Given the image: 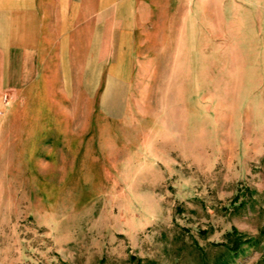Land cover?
Wrapping results in <instances>:
<instances>
[{
  "label": "rangeland",
  "instance_id": "rangeland-1",
  "mask_svg": "<svg viewBox=\"0 0 264 264\" xmlns=\"http://www.w3.org/2000/svg\"><path fill=\"white\" fill-rule=\"evenodd\" d=\"M228 35L180 90L146 81L108 111L88 79L86 112L41 102L45 158L0 170V264H264V22Z\"/></svg>",
  "mask_w": 264,
  "mask_h": 264
},
{
  "label": "crops",
  "instance_id": "crops-1",
  "mask_svg": "<svg viewBox=\"0 0 264 264\" xmlns=\"http://www.w3.org/2000/svg\"><path fill=\"white\" fill-rule=\"evenodd\" d=\"M263 22L264 0H0L3 177L16 176V168L24 173V159L38 160L48 147L41 146L48 136L38 140L39 125L50 126L39 121L43 100L49 111L61 101L59 111L69 115L70 98L79 97L78 110L86 112L94 94L88 79L101 84L98 103L108 111L114 110L108 96L122 88L133 95L146 81L152 88L164 81L160 88L180 90L190 79H208L215 42H229L230 32H260ZM63 120V137L81 144L86 120L77 126Z\"/></svg>",
  "mask_w": 264,
  "mask_h": 264
},
{
  "label": "trees",
  "instance_id": "trees-1",
  "mask_svg": "<svg viewBox=\"0 0 264 264\" xmlns=\"http://www.w3.org/2000/svg\"><path fill=\"white\" fill-rule=\"evenodd\" d=\"M242 236H243V234L240 233V232H238V231H236L234 228H231L229 231H227L225 233V238H227L228 240H233V242H234L235 245L237 243V240H240V238ZM231 237H234V238H231ZM219 264H226V262L225 261H222Z\"/></svg>",
  "mask_w": 264,
  "mask_h": 264
},
{
  "label": "built area",
  "instance_id": "built-area-1",
  "mask_svg": "<svg viewBox=\"0 0 264 264\" xmlns=\"http://www.w3.org/2000/svg\"><path fill=\"white\" fill-rule=\"evenodd\" d=\"M3 99H5V97H3Z\"/></svg>",
  "mask_w": 264,
  "mask_h": 264
}]
</instances>
